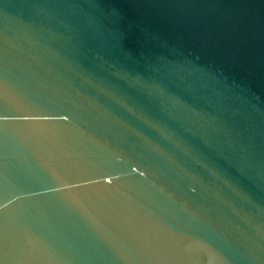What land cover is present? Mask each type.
<instances>
[{
  "label": "water",
  "instance_id": "95a60500",
  "mask_svg": "<svg viewBox=\"0 0 264 264\" xmlns=\"http://www.w3.org/2000/svg\"><path fill=\"white\" fill-rule=\"evenodd\" d=\"M0 264H264V0H0Z\"/></svg>",
  "mask_w": 264,
  "mask_h": 264
}]
</instances>
